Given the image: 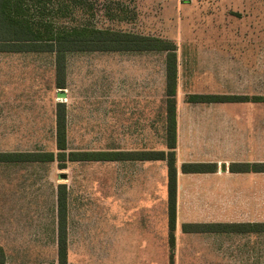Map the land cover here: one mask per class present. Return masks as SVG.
I'll list each match as a JSON object with an SVG mask.
<instances>
[{"label": "rangeland", "instance_id": "rangeland-1", "mask_svg": "<svg viewBox=\"0 0 264 264\" xmlns=\"http://www.w3.org/2000/svg\"><path fill=\"white\" fill-rule=\"evenodd\" d=\"M62 4L67 6V12L62 11ZM34 9L37 20L50 19L57 28L93 25L175 43L177 95L188 101L193 94L243 98L226 101L232 106L257 102L264 130V0H40ZM150 53L144 55L145 75L149 64L151 79V139L149 145L145 142V147L167 150L166 52ZM141 57L140 63H122L125 57L106 53L76 54L70 58L67 91L70 97L69 101L64 100L75 114L69 126L71 151L109 146L112 79L118 76L122 82L129 74L131 88L135 86L142 74ZM0 61L44 66L36 78L24 75L16 82L37 80L39 88L24 86L20 94L38 91L40 97H48L49 104L48 114L43 110L45 115L40 111L38 115L22 116L23 121L18 124L7 125V157L23 152H57L49 111L62 99H57L56 88L50 91L53 58L8 54L0 55ZM262 155L264 161V147ZM8 162L6 186L0 182V244L7 250L6 264H58L59 183H66L68 190V264H172V256L174 264H264V231L257 234V253H244V232L228 231L181 233L179 229L172 248L168 209L164 216L157 205L151 207L149 228L138 225L141 217L135 212L124 213L132 220L130 227L119 229L116 242L112 227L111 168L106 162L72 163L66 168L57 159ZM63 174L70 177H62ZM166 194V186L159 184L156 199L161 200ZM144 204L147 205V200ZM229 219L241 220V213L232 211ZM247 255L252 257L245 258Z\"/></svg>", "mask_w": 264, "mask_h": 264}, {"label": "crops", "instance_id": "crops-1", "mask_svg": "<svg viewBox=\"0 0 264 264\" xmlns=\"http://www.w3.org/2000/svg\"><path fill=\"white\" fill-rule=\"evenodd\" d=\"M150 52L146 50L68 52L66 56V86L64 88H58L55 85V54L53 52L0 51V55L37 54L50 55L53 58L51 79H49V81L51 80L50 91L52 92L56 88L57 99H62L58 100L57 103L63 102L66 105V152L71 151L69 126L75 116L72 106L64 100V98H68L69 101L70 97L69 92L67 93L70 89V58L76 54L92 53L100 55L106 53L111 56H117V58L125 57L126 60H123L122 63H140L138 58L142 56V74L139 75L135 86H133L134 88H131L129 74L122 82H119L118 76L113 77L109 119L111 141L109 146H106L107 148L93 149L96 151L118 152L151 150L149 146L145 147V142L149 145L151 139V79L149 64L147 65L146 75L144 65V55L151 54ZM135 58L137 59L131 60ZM147 63H149V57ZM44 68L40 63L34 66L31 63L20 66L18 63L0 61V154L5 155L7 153L5 137L8 131V124H18L23 121L21 119L22 116L38 115L40 111H42V115H45L46 113L43 110H46L48 114L49 104L47 96L43 95L40 97L37 94L38 91L33 90H28L29 94L27 95L20 94L24 86L39 88L37 80L33 81L35 83L27 81L30 84L26 81L16 82L17 79L29 77V75L36 78ZM13 80L14 83L11 82ZM8 90L10 91L9 94ZM49 112L52 115L56 143V108L54 107L51 110L50 107ZM107 122L108 120L106 119L105 123ZM120 137L121 139H119ZM263 147L262 111L257 106V102L236 103L233 106L227 102L195 103L185 100V97L178 94L176 230L179 231L181 229L180 232L182 233V224L193 222H243L251 224L263 222L264 173L255 171L232 172L229 168L231 163L236 162H263ZM104 162L110 164L111 168L109 182L114 223L112 227L114 229V238L116 234V242L119 239V229L130 227L132 217L124 216L127 211L131 210L130 212H135L141 217L138 225L143 228L150 227L151 220L149 219L152 206L157 205L162 210L163 215H166V210L168 209V176L167 162L165 160H126L119 158L94 161L66 160L63 162L65 163L63 168L68 167L72 163L81 165L87 163L101 164ZM189 162L215 163L217 164V169L212 172H184L182 165ZM7 163H9L7 160L0 158V182H4V187L6 186ZM1 169H3L2 172ZM64 175L65 177H70V175ZM159 184L167 188V194L162 196L161 200L156 199ZM145 200H147V205L144 204ZM140 203L142 206H139ZM232 211L241 213L242 219L233 221L229 219ZM130 212L127 214H130ZM258 233L256 231L243 233L246 236L244 253L249 251L257 253L255 251L258 244ZM1 246L5 250L6 260H8L7 250L3 245ZM249 257L252 256H245V258Z\"/></svg>", "mask_w": 264, "mask_h": 264}, {"label": "trees", "instance_id": "trees-1", "mask_svg": "<svg viewBox=\"0 0 264 264\" xmlns=\"http://www.w3.org/2000/svg\"><path fill=\"white\" fill-rule=\"evenodd\" d=\"M40 0H0V51L45 52L55 54V85L66 86V56L78 51H164L166 52V140L167 150L145 151H96L77 150L66 152L67 119L66 105H56V146L57 152H23L10 155L0 154L1 159L10 161H94L119 159L165 160L167 162L168 188V229L170 246L176 243L177 220V46L175 43L152 35L123 30L100 28L93 25H80L71 28L54 27L52 20H37L35 6ZM63 5V4H62ZM68 11L67 6H61ZM59 10H61L59 8ZM242 97L213 94H193L191 102L241 101ZM46 157V158H44ZM62 163V167H63ZM232 172H264L263 162L231 163ZM215 163L189 162L182 165L184 172H212ZM57 253L58 264H68V190L65 183L57 186ZM183 232H249L264 231V222H193L183 223ZM172 264L174 257L172 256ZM0 264H6V254L0 245Z\"/></svg>", "mask_w": 264, "mask_h": 264}, {"label": "water", "instance_id": "water-1", "mask_svg": "<svg viewBox=\"0 0 264 264\" xmlns=\"http://www.w3.org/2000/svg\"><path fill=\"white\" fill-rule=\"evenodd\" d=\"M62 177H65V175L63 174Z\"/></svg>", "mask_w": 264, "mask_h": 264}]
</instances>
